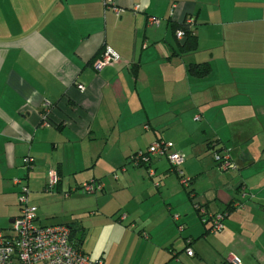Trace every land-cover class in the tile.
<instances>
[{
  "label": "crops",
  "instance_id": "0c3cea01",
  "mask_svg": "<svg viewBox=\"0 0 264 264\" xmlns=\"http://www.w3.org/2000/svg\"><path fill=\"white\" fill-rule=\"evenodd\" d=\"M114 2L119 14L101 0H0V228L19 215L20 178L36 223L74 228L92 260L264 264V0ZM187 18L189 52L174 28ZM105 47L119 60L95 72ZM205 63V75L190 68ZM55 105L58 129L42 122ZM158 139L182 154L186 189L164 157L131 161ZM225 149L234 168L214 159ZM50 170L59 182L46 193ZM89 180L102 191H76ZM235 201L218 232L194 207Z\"/></svg>",
  "mask_w": 264,
  "mask_h": 264
},
{
  "label": "built area",
  "instance_id": "2783aa9c",
  "mask_svg": "<svg viewBox=\"0 0 264 264\" xmlns=\"http://www.w3.org/2000/svg\"><path fill=\"white\" fill-rule=\"evenodd\" d=\"M105 8L112 9L119 14L122 9L118 8L114 0H101ZM175 5H173L174 7ZM133 12L138 11L139 6H133ZM159 23L157 18H149V24L156 25ZM184 23L192 26L191 18L184 20ZM183 32L176 31V37L182 38ZM119 56L109 47H105L101 55L96 58L92 67L95 72H99L104 67L113 65L118 62ZM79 91H84V86L77 84ZM49 111L42 116V122L45 126H52L47 116ZM199 116L195 117L198 120ZM166 158L173 170L179 174L180 181L184 187H188L189 179L182 175L180 166L183 162V156L177 152L172 142L162 139L155 140L143 152L135 153L131 161L137 165H147L153 158ZM214 159L221 169L234 168L230 159L229 150L215 151ZM33 158L30 155L24 157L23 162L26 168L31 167ZM148 175L153 176L154 170L147 168ZM15 184L20 185L18 193L19 215L15 217L8 229L0 228V264H104L101 259L92 260L81 250L75 248L70 242V227L63 223L51 225H41L36 223L37 207L29 202V189L26 184H22V179L15 178ZM59 177L54 170H50L47 183L43 189L44 192L50 193L58 184ZM102 184L95 180H89L81 183L76 191L83 194H95L102 191ZM67 193H64L66 196ZM241 206L240 201L232 203L233 208ZM196 211L200 214L203 222L211 223L210 231L218 232L223 228L225 214L216 212L206 216V210L203 206L195 205ZM124 215L120 217L123 219ZM209 218V219H208ZM187 255L193 254L191 249H186ZM241 260L237 256L230 254L226 258L225 264H240Z\"/></svg>",
  "mask_w": 264,
  "mask_h": 264
},
{
  "label": "trees",
  "instance_id": "16d2710c",
  "mask_svg": "<svg viewBox=\"0 0 264 264\" xmlns=\"http://www.w3.org/2000/svg\"><path fill=\"white\" fill-rule=\"evenodd\" d=\"M174 28H175V31H178V30H181L183 32V36H182V43H181V50L182 51H185V52H189V51H192L193 49L196 48V45H197V40H196V36L194 34V30L191 26L187 25L183 22H181L180 24H177V25H174ZM176 34V32H175ZM102 52V50H101ZM101 52H99V54L92 60L94 61L99 55H101ZM191 70L195 73V74H198V75H205L208 73L209 69H210V66L209 64L205 63V64H202V65H193L192 67H190ZM54 108H58L57 105H55L54 107H50L49 109V115L47 116V120L48 122L55 128V129H58L61 125V121L58 122V121H53L52 118L50 117L51 116V113H53L54 111ZM218 151V150H217ZM176 174L177 172L174 171ZM179 176V174H177ZM191 184V180L189 179V185L190 186ZM187 187H185L186 189ZM192 191L190 190L189 193H191ZM195 205H199V206H202L200 204H195ZM204 207V206H203ZM233 209L232 207V204L229 203V205H227L226 207V210H223L221 211L222 213L226 214L231 210ZM206 210V209H205ZM198 213V212H197ZM216 213V212H215ZM200 215V214H199ZM209 213L206 211V216H208ZM201 217V216H200ZM209 219V218H208ZM211 227V223L209 225V229ZM74 228L70 227V242L71 244L79 249H80V243L82 242V237H76L77 239H75V241L72 240V235H74V233L72 234V232H74L73 230ZM74 238V237H73Z\"/></svg>",
  "mask_w": 264,
  "mask_h": 264
},
{
  "label": "rangeland",
  "instance_id": "374dc122",
  "mask_svg": "<svg viewBox=\"0 0 264 264\" xmlns=\"http://www.w3.org/2000/svg\"><path fill=\"white\" fill-rule=\"evenodd\" d=\"M166 159V158H165ZM143 170H144V168H143ZM30 195H31V193H30ZM44 199L46 200V199H48L49 200V202H52L51 200H54L53 198H49V197H44ZM55 201V200H54ZM56 202H58L57 201V198H56ZM44 207H46V206H44ZM61 205L59 204V203H57L56 205H52V206H50V210H51V212H55V213H57V212H59L60 210H61ZM1 227H6V226H1Z\"/></svg>",
  "mask_w": 264,
  "mask_h": 264
}]
</instances>
